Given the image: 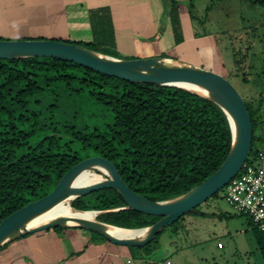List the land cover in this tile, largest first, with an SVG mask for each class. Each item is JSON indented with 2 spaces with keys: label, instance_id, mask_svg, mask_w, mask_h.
Segmentation results:
<instances>
[{
  "label": "trees",
  "instance_id": "1",
  "mask_svg": "<svg viewBox=\"0 0 264 264\" xmlns=\"http://www.w3.org/2000/svg\"><path fill=\"white\" fill-rule=\"evenodd\" d=\"M70 43L97 51L94 43ZM263 104L246 102L253 124L246 164L264 150ZM232 142L224 110L192 91L131 82L58 58L0 59V223L94 156L110 160L137 193L153 201L177 198L220 168ZM72 206L103 211L99 221L126 229L160 219L127 208L122 194L110 188L78 197ZM239 216L249 220L264 256V233Z\"/></svg>",
  "mask_w": 264,
  "mask_h": 264
},
{
  "label": "rangeland",
  "instance_id": "2",
  "mask_svg": "<svg viewBox=\"0 0 264 264\" xmlns=\"http://www.w3.org/2000/svg\"><path fill=\"white\" fill-rule=\"evenodd\" d=\"M18 1L24 3V7L41 2L40 9L47 10L48 22L28 29L31 35L25 36L26 39L94 43L97 51L109 52L120 59L168 56L202 68L206 65L202 54L210 47L217 52L211 71L227 78L247 103L251 101L254 106L261 101L264 103V0H151L150 14L143 15L146 26L139 23L142 28L138 21L133 23L129 17L114 18L108 2L111 0H85L83 3L76 0V9L73 5L71 13L75 16L76 10L81 17L71 22L65 20L68 12H63L60 0ZM14 7L17 6L11 0H0V39H20L21 30L17 25L20 21H11ZM138 9L139 6L133 8V13L137 14ZM6 14H11L9 19ZM153 19L156 28H153ZM135 30L133 40L131 36ZM245 77L248 82L243 80ZM97 173L104 179L109 178L102 171ZM196 209L204 214L197 215L193 211L185 214L149 245L124 246L129 248L131 256L123 258V263L264 264L256 232L249 229V220L239 216L226 201L224 190ZM62 232L71 235L77 229ZM83 232L88 233L97 252L103 249L104 243L121 247L112 245L100 234L87 229ZM219 243L224 249L218 248Z\"/></svg>",
  "mask_w": 264,
  "mask_h": 264
},
{
  "label": "water",
  "instance_id": "3",
  "mask_svg": "<svg viewBox=\"0 0 264 264\" xmlns=\"http://www.w3.org/2000/svg\"><path fill=\"white\" fill-rule=\"evenodd\" d=\"M26 57L58 58L95 70L111 77L131 82L151 83L183 88L204 96L217 103L227 114L232 130V147L220 168L205 181L195 186L182 196L166 201H153L129 187L120 175L117 167L107 158L94 156L87 158L71 169L61 178L56 188L46 196L28 203L26 206L7 216L0 223V248L5 244L39 231L55 227L83 228L103 236L113 244L129 247H143L150 244L165 228L173 225L185 214L208 201L235 178L243 169L250 155L253 142V124L246 102L237 88L224 76L214 71L183 63L168 65L163 57L141 59H119L83 47L77 43L51 39H0V59ZM185 84L197 85L208 94L184 87ZM105 170L109 178L85 187H73L76 177L83 171ZM115 189L120 192L127 208L160 219L153 225L139 229H126L99 221L74 220L77 225H64L60 219L22 230L32 219L46 212L54 205L74 195L75 199L103 189ZM124 209V208H121ZM119 210V209H117ZM96 212L99 216L103 211ZM113 226L122 230H146L144 238H121L106 230Z\"/></svg>",
  "mask_w": 264,
  "mask_h": 264
},
{
  "label": "crops",
  "instance_id": "4",
  "mask_svg": "<svg viewBox=\"0 0 264 264\" xmlns=\"http://www.w3.org/2000/svg\"><path fill=\"white\" fill-rule=\"evenodd\" d=\"M11 1L13 5L17 6V10L14 7L15 9L12 10V16L11 14L10 16L11 21H20L17 24L19 25L18 29L21 30L18 35L20 39L27 38L25 36L31 35L28 29L32 26L48 22L46 16L47 10L45 9L42 11L40 9L41 7H39L41 2L29 3L30 5H25L24 7V3H18L20 2L18 0ZM56 2L58 1L56 0ZM75 2L76 0H60L63 12H68V14H66L67 18H65L68 22L80 20L81 15L76 13V10L75 16L71 13V7H73V5L74 7L77 6ZM77 2L83 3L85 0H77ZM108 2L111 5L110 10H112L111 12L114 18L124 17L127 19L129 17L133 20V23L134 21H138V25L140 23V25L146 26L143 15L150 14L152 10L151 0H111V2ZM65 6L70 9L67 11ZM138 6L139 9L137 10V14H134V10L132 9ZM129 13L130 16H128ZM138 15L141 18L140 20H138ZM10 16L6 14L8 19ZM153 24V28H156L155 20ZM154 31L156 32V29ZM135 36L136 30L135 33H132L131 39L134 40ZM120 40L121 38L118 39V41ZM202 56L206 62L205 69L211 70L215 65L217 52L210 47H206ZM67 229H77V232L71 235H63V232L59 233L52 229H48L11 241L6 248L0 251V264H124L122 259L131 256L129 248L124 246L111 247L106 243H100L105 246L103 247L102 245L101 247H103V249L97 252L96 246L91 243L88 233L86 234L83 232V229L77 227ZM249 229H252L251 225H249ZM79 230L80 232H78ZM229 236L232 237L233 234L229 233ZM111 244L115 245L113 243ZM219 244L218 248L224 249V246L219 247ZM103 256L107 258L102 259Z\"/></svg>",
  "mask_w": 264,
  "mask_h": 264
},
{
  "label": "built area",
  "instance_id": "5",
  "mask_svg": "<svg viewBox=\"0 0 264 264\" xmlns=\"http://www.w3.org/2000/svg\"><path fill=\"white\" fill-rule=\"evenodd\" d=\"M223 190L233 210L247 216L254 228L264 233V150L251 163L245 164Z\"/></svg>",
  "mask_w": 264,
  "mask_h": 264
},
{
  "label": "bare ground",
  "instance_id": "6",
  "mask_svg": "<svg viewBox=\"0 0 264 264\" xmlns=\"http://www.w3.org/2000/svg\"><path fill=\"white\" fill-rule=\"evenodd\" d=\"M166 64L168 65H178L182 64L181 61L174 60V59H165ZM184 87L190 88L192 90L198 91L202 94H208L209 92L197 85L185 84ZM102 173H108L103 170ZM105 180L99 173H97L96 169H88L81 172L76 179L74 180L72 186L73 187H85L89 186L93 183L100 182ZM75 200L74 195H70L67 198L63 199L52 208L47 210L46 212L38 215L34 219H32L22 230H26L41 224H45L48 222H52L54 220L60 219L64 225H77L74 220H83V221H96L97 220V213L96 212H84L73 208L72 202ZM106 230L111 234H114L117 237L121 238H144L147 234L146 230H139V231H129V230H122L119 228H115L113 226H106Z\"/></svg>",
  "mask_w": 264,
  "mask_h": 264
}]
</instances>
